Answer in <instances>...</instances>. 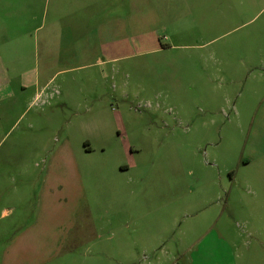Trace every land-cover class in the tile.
Returning a JSON list of instances; mask_svg holds the SVG:
<instances>
[{"label": "rangeland", "instance_id": "1", "mask_svg": "<svg viewBox=\"0 0 264 264\" xmlns=\"http://www.w3.org/2000/svg\"><path fill=\"white\" fill-rule=\"evenodd\" d=\"M12 1L1 44L16 52L13 76L52 83L48 104L5 137L0 159H29L36 176L50 159L69 186H81L76 198L98 237L65 264H144V244L159 235L165 251L179 252L187 224L225 206L244 212L229 213L222 264H264V0H114V60L49 73L33 61L39 23L29 0ZM44 1L50 20L62 0ZM31 119L29 143H14ZM190 208L201 212L184 218ZM179 258L160 255L158 264Z\"/></svg>", "mask_w": 264, "mask_h": 264}, {"label": "crops", "instance_id": "2", "mask_svg": "<svg viewBox=\"0 0 264 264\" xmlns=\"http://www.w3.org/2000/svg\"><path fill=\"white\" fill-rule=\"evenodd\" d=\"M15 1L19 5V0ZM12 5V0H0V67L6 70V74L0 75V145L33 107L48 104L52 78L47 76V71L49 73L58 67L63 69L69 64L78 66L79 62L104 66L114 60L115 51L111 39L114 38L116 23L114 0H62L50 20L44 0H29L31 19L39 23L35 27L36 54L33 61L46 71L43 76L47 78L42 82L37 75L33 82L19 83L13 76L18 67L17 56L13 57L16 52L12 47L1 44L4 42L2 25L4 18L11 16ZM47 25H51L50 28L41 34V29ZM41 44L42 47L39 46ZM5 52L8 53L7 58ZM21 89H31V95H25ZM44 113L41 111V114ZM29 130H35L33 119L28 121L27 130L17 136L14 143L27 145ZM250 164V160L243 158L240 166L248 167ZM5 165L18 168L14 173L5 174ZM209 165L217 168L215 163ZM35 166L29 159L6 164L0 159V264H65L70 252L98 237L92 214L86 205L83 207V196L79 201L76 198L81 191L78 182L69 186L68 180L59 173L58 163L53 164L50 159L44 163L38 176L28 172V168L35 169ZM226 172L234 179L236 172L232 168ZM6 183L12 185L5 193ZM225 207V213H211L202 221L196 219V222L188 223V233L183 230L177 245L179 252L171 248L165 251L162 236L152 238L144 244L151 248L143 249V263L158 264L159 256L167 254L173 262L180 257L178 264H222L230 254L224 234L229 213L235 216L238 211L239 215L244 212L242 208ZM80 212L83 214L81 224L78 219ZM200 212V209L194 211L190 208L182 215L190 219ZM230 264L235 263L230 261Z\"/></svg>", "mask_w": 264, "mask_h": 264}]
</instances>
